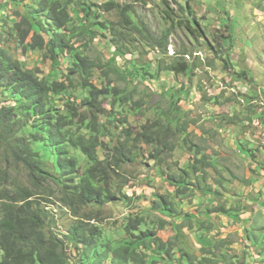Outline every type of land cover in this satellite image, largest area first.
<instances>
[{"label":"trees","instance_id":"obj_1","mask_svg":"<svg viewBox=\"0 0 264 264\" xmlns=\"http://www.w3.org/2000/svg\"><path fill=\"white\" fill-rule=\"evenodd\" d=\"M161 2L164 23L156 32L135 4L122 0H0V264H249L251 250L256 258L264 255V211L255 206L264 205L263 188L230 173L252 188L254 208L244 218L249 208L241 209L237 193V200H223L225 166L191 140L192 125L202 129L200 138L209 130L185 110L192 88L180 78L193 79L201 51L185 47L170 55L169 46L177 29L197 30L192 6L189 0ZM233 34L207 42L214 59L228 67L234 61L224 51L235 49ZM96 43L115 54L93 55ZM146 50L161 57L142 64L138 52ZM116 54L133 68H120ZM247 68L230 70L249 80ZM164 74L178 84L154 100L145 82ZM251 145L240 149L253 167H264ZM177 149L189 157L176 160L172 172ZM147 161L156 170L150 182L159 176L167 187L138 198L129 192L134 176L128 169ZM186 199L198 216L185 212ZM113 205L128 212L120 224L106 223ZM223 214L244 224L248 250L241 255L232 253L229 238H204L213 228L202 227H213L212 219ZM168 225L172 232L164 238ZM183 232L203 247L201 255L180 246Z\"/></svg>","mask_w":264,"mask_h":264},{"label":"rangeland","instance_id":"obj_2","mask_svg":"<svg viewBox=\"0 0 264 264\" xmlns=\"http://www.w3.org/2000/svg\"><path fill=\"white\" fill-rule=\"evenodd\" d=\"M96 3H102L104 0H92ZM126 3H133L139 14L146 20L156 32L160 31L161 26L164 23L161 12V6L163 5L161 0H122ZM152 1L153 4H149ZM171 1V0H169ZM238 1V6L242 8V12L236 14V17L232 13V21H229L227 15L230 14L231 7ZM182 4H185L186 0H180ZM192 6V12L195 14L197 22H194V34L190 33L186 29H177L171 35V45L169 46V53L173 55L178 49L183 50L186 48L197 49L198 52L195 55L201 58V62L194 68L193 79L189 80L188 77L182 76L180 78L181 82L186 85H190L192 92L188 101L184 102L183 106L186 111L190 113V117L199 121L200 124H204L205 128L209 130V133H213L212 136L205 134L203 138H200L202 134V129L198 128L196 124L191 126V130L195 129L192 133L191 140L193 143L201 144V148L205 149L207 154L212 156V159L219 161L225 166L226 171H224V178L227 180L228 190L222 188L224 193V199L226 197L232 200L241 201V209L249 208L248 215L244 218L249 217L252 214V208L254 206L251 204V186H244L243 181L235 180L234 177L239 179L247 178L250 182H256V186L262 187L264 191V170L263 166H252L251 161L247 159V156L242 150L247 149L249 143H251L252 149L255 150L256 158L259 162L264 161V125L260 123V118L263 114L264 108V18L259 20L257 17L256 21H251L252 10L251 2L246 0H189ZM173 7L176 5L173 3ZM163 7V6H162ZM211 7V8H210ZM235 10V9H234ZM205 16V17H204ZM215 19L211 21V19ZM218 19V20H217ZM233 23V30H229V24ZM200 27V28H199ZM234 33L232 39L235 41V49L230 52H225V57L230 58L234 61L231 66H226L223 61H217L214 59V55L211 52L212 49L207 42L210 40L217 39L218 36H228L226 34ZM198 33H202L198 34ZM232 40V41H233ZM198 46V48H197ZM102 48H106L108 53H104ZM19 59L26 60L20 49H16ZM144 51V50H143ZM146 50L145 53L138 52L139 60L142 64L150 63L156 58L161 57V53L158 50L149 51ZM148 52V54H147ZM246 53V57H242V54ZM93 55H103L104 58H110L115 54L114 49L109 50L105 45L101 47L96 43L92 50ZM119 66L122 69L131 70L133 64L128 66L124 65V57L120 54H116ZM250 57V58H249ZM132 58V56H128ZM134 58V56H133ZM37 59L36 54H33L32 59L29 61V66L31 67L35 60ZM190 61L193 62V59ZM211 62L214 67L209 68L206 64ZM33 67V66H32ZM153 70L156 69V65H152ZM230 67L234 70L240 71L241 69L248 67L247 71L251 72L249 80H239L235 78L234 71L231 72ZM237 67V68H236ZM129 68V69H128ZM242 71V70H241ZM233 74V75H232ZM212 80L213 83H212ZM146 86L149 91L154 92V100H163V92L165 89H171L176 86L177 80L172 75H163L160 80L146 81ZM212 85V86H211ZM203 86L204 89L200 88ZM172 90V89H171ZM204 90V91H203ZM207 98L209 102L203 99ZM213 98H217L218 104H214ZM212 100V101H211ZM153 116L152 113L148 115ZM233 117L237 118L236 124L231 121ZM147 118V113H145V119ZM210 118L215 120L210 121ZM224 118L223 124H220L219 119ZM252 118V119H250ZM263 118L261 119V122ZM198 128V129H197ZM206 129H204L206 131ZM241 146H244L243 148ZM189 149V148H188ZM174 157L175 162L171 159L170 164L172 172H175V167L179 161H185L189 154L176 150ZM184 157L181 158V155ZM255 168L256 171L250 173V169ZM129 173L133 174L132 182L129 184V192L134 196L140 197H150L152 193L158 192V190H163L167 187V182H164L157 176L155 181L150 182L149 175L153 174L156 170L152 162L147 161L145 164L132 165L129 167ZM250 178V179H249ZM260 178V181L257 180ZM234 193L238 194L237 199L234 197ZM190 200V198H188ZM201 200V198H199ZM145 199H141L142 201ZM198 200V198H197ZM196 201V200H195ZM185 212L194 214L198 216V210L193 206V203L188 204V200H185ZM221 204L216 201V204ZM145 204V203H143ZM188 204V205H187ZM205 207L208 203H205ZM199 205V200L197 201ZM228 206H231L229 203ZM258 207V211H264V205ZM56 210V207H53ZM59 208H57L58 210ZM255 211L254 215L258 214ZM108 219L107 224L115 223L120 224L123 222L125 216L128 212L124 211V206L113 205L108 207L107 210ZM201 218L203 219L202 215ZM182 220H180L181 222ZM195 224H197V219H195ZM209 224V223H208ZM213 227H202L203 230H212V232L205 231L204 238H213V240H227L228 238L233 240L232 253L241 255L245 248V243L243 239V225L236 224L234 219H230L226 214L214 217L211 221ZM198 225V224H197ZM166 232H162L161 235L164 238L172 232V227L167 226ZM190 233V232H188ZM199 234L196 232L192 235L195 240V235ZM182 237V238H181ZM179 240V244L182 247L188 249L191 253L201 255L203 247L193 246L190 242V238L187 233L183 232ZM247 244H250L247 242ZM229 246V245H228ZM221 253V251H219ZM253 257L248 259L249 264H263L261 259V251H258L261 258L255 257L254 252ZM73 257V256H72ZM75 261L76 259L73 258ZM109 264V262L107 263Z\"/></svg>","mask_w":264,"mask_h":264},{"label":"crops","instance_id":"obj_3","mask_svg":"<svg viewBox=\"0 0 264 264\" xmlns=\"http://www.w3.org/2000/svg\"><path fill=\"white\" fill-rule=\"evenodd\" d=\"M246 1H249L252 4V6H251V10H252V18H251V21H256L257 20V17L260 18L259 20L263 19L264 18V0H246ZM231 9L232 10L229 11L230 14L227 15V18L229 19V21H232V18H231L232 13L236 17V14L237 13L240 14L243 11L242 8H240L238 6V1L231 7ZM213 20H215V19L212 18L211 21H213ZM230 25L233 27V23L232 22H231ZM246 53H248V52H244L242 54V57L245 58L246 57Z\"/></svg>","mask_w":264,"mask_h":264}]
</instances>
